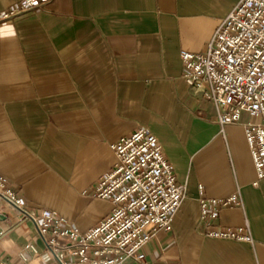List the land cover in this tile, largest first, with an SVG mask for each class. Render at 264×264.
<instances>
[{
  "label": "crops",
  "instance_id": "1",
  "mask_svg": "<svg viewBox=\"0 0 264 264\" xmlns=\"http://www.w3.org/2000/svg\"><path fill=\"white\" fill-rule=\"evenodd\" d=\"M18 2L0 0V175L27 210L89 230L112 209L85 195L114 167L110 145L146 127L186 197L172 231L127 264H264V179L244 129L222 128L182 80L181 53L205 52L239 0H50L4 18ZM199 186L238 195L212 227H248L252 242L206 235ZM0 215V264H58L32 221Z\"/></svg>",
  "mask_w": 264,
  "mask_h": 264
},
{
  "label": "built area",
  "instance_id": "2",
  "mask_svg": "<svg viewBox=\"0 0 264 264\" xmlns=\"http://www.w3.org/2000/svg\"><path fill=\"white\" fill-rule=\"evenodd\" d=\"M49 1L19 0L3 17L29 13ZM180 58L182 80L214 107L218 124L242 125L257 179H264V0H239L221 20L205 52H182ZM110 148L116 157L114 167L85 195L109 201L112 209L89 230L81 232L51 210H27L1 175L0 213L10 209L32 221L58 264L142 262L143 248L157 234L172 231L186 187L177 181L162 145L146 127H138ZM199 191L200 220L207 236L252 242L248 227H212L221 209L242 205L237 194L214 199L202 196V186ZM4 234L0 230V239Z\"/></svg>",
  "mask_w": 264,
  "mask_h": 264
},
{
  "label": "water",
  "instance_id": "3",
  "mask_svg": "<svg viewBox=\"0 0 264 264\" xmlns=\"http://www.w3.org/2000/svg\"><path fill=\"white\" fill-rule=\"evenodd\" d=\"M3 217V215H0V218H2Z\"/></svg>",
  "mask_w": 264,
  "mask_h": 264
}]
</instances>
